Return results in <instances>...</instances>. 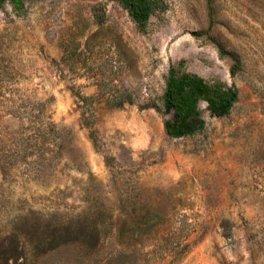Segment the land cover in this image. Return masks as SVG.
<instances>
[{
	"label": "rangeland",
	"instance_id": "rangeland-1",
	"mask_svg": "<svg viewBox=\"0 0 264 264\" xmlns=\"http://www.w3.org/2000/svg\"><path fill=\"white\" fill-rule=\"evenodd\" d=\"M165 4L1 1L0 264H264V0ZM180 61L238 97L174 138Z\"/></svg>",
	"mask_w": 264,
	"mask_h": 264
},
{
	"label": "trees",
	"instance_id": "trees-1",
	"mask_svg": "<svg viewBox=\"0 0 264 264\" xmlns=\"http://www.w3.org/2000/svg\"><path fill=\"white\" fill-rule=\"evenodd\" d=\"M2 0H0L1 3ZM13 4L17 0H11ZM129 13L140 30H145L152 14L165 7V0H116ZM23 4H21L22 6ZM238 92L221 79L207 80L182 68V61L172 65L163 95L164 129L170 137H183L201 131L206 124L200 102L213 116H224L237 100Z\"/></svg>",
	"mask_w": 264,
	"mask_h": 264
}]
</instances>
